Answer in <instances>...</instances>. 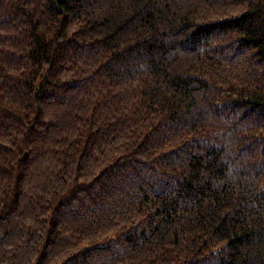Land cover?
<instances>
[{"label": "trees", "instance_id": "trees-1", "mask_svg": "<svg viewBox=\"0 0 264 264\" xmlns=\"http://www.w3.org/2000/svg\"><path fill=\"white\" fill-rule=\"evenodd\" d=\"M0 264H264V0H0Z\"/></svg>", "mask_w": 264, "mask_h": 264}]
</instances>
